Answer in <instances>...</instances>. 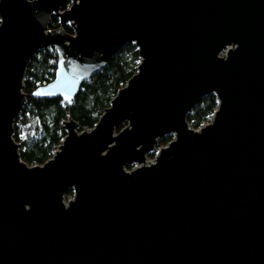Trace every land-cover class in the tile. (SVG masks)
<instances>
[{"label":"water","instance_id":"95a60500","mask_svg":"<svg viewBox=\"0 0 264 264\" xmlns=\"http://www.w3.org/2000/svg\"><path fill=\"white\" fill-rule=\"evenodd\" d=\"M129 42L136 72L94 126L66 120L24 162L31 56L58 54L34 96L71 101ZM0 264H264V0H0Z\"/></svg>","mask_w":264,"mask_h":264},{"label":"trees","instance_id":"16d2710c","mask_svg":"<svg viewBox=\"0 0 264 264\" xmlns=\"http://www.w3.org/2000/svg\"><path fill=\"white\" fill-rule=\"evenodd\" d=\"M59 26L58 18L52 15L48 27L55 29ZM63 27L72 32L67 24ZM57 61L56 50L40 49L31 56L25 70L23 91L26 100L14 121L13 137L20 144V158L29 165L42 164L52 156L66 134V120L76 121L78 131L92 128L117 90L136 72L139 55L134 43H125L102 69L81 83L71 101L34 96L33 91L37 87L55 77ZM216 106L217 99L213 93L203 96L187 114L189 125L198 128L208 122ZM171 138V134L165 135L158 140L157 147L165 145ZM154 154L152 152L149 156ZM72 194V190L67 193L68 196Z\"/></svg>","mask_w":264,"mask_h":264},{"label":"built area","instance_id":"2783aa9c","mask_svg":"<svg viewBox=\"0 0 264 264\" xmlns=\"http://www.w3.org/2000/svg\"><path fill=\"white\" fill-rule=\"evenodd\" d=\"M159 147H157V149H158ZM147 160H148V157H147ZM72 198V195L71 196H68V195H66V197L64 198V201H65V203L67 202V200H69V199H71Z\"/></svg>","mask_w":264,"mask_h":264},{"label":"rangeland","instance_id":"374dc122","mask_svg":"<svg viewBox=\"0 0 264 264\" xmlns=\"http://www.w3.org/2000/svg\"><path fill=\"white\" fill-rule=\"evenodd\" d=\"M153 157H154V156L150 157V156L148 155V160L151 161V160L153 159Z\"/></svg>","mask_w":264,"mask_h":264}]
</instances>
